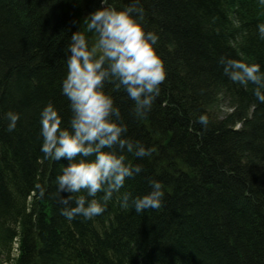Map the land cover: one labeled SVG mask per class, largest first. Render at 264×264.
I'll return each instance as SVG.
<instances>
[{"label": "trees", "instance_id": "1", "mask_svg": "<svg viewBox=\"0 0 264 264\" xmlns=\"http://www.w3.org/2000/svg\"><path fill=\"white\" fill-rule=\"evenodd\" d=\"M128 2L110 0L118 9ZM141 4L145 29L158 34L166 77L144 118L133 115L122 90L112 91L128 135L156 148L151 157L128 154L142 171L121 191L142 195L149 179L159 180L161 207L136 213L114 196L102 214L69 220L55 194L67 161L42 159L39 114L51 100L67 122L64 49L102 5L0 0V264H264V103L254 85L232 82L217 62L226 55L264 71L256 27L264 22V0ZM224 101L229 112L220 116ZM8 110L19 113L13 131Z\"/></svg>", "mask_w": 264, "mask_h": 264}, {"label": "clouds", "instance_id": "2", "mask_svg": "<svg viewBox=\"0 0 264 264\" xmlns=\"http://www.w3.org/2000/svg\"><path fill=\"white\" fill-rule=\"evenodd\" d=\"M99 3L102 7L84 18L83 30L73 32L64 49L60 91L68 101L67 122L51 100L39 114L42 159L67 161L55 176V194L62 205L60 214L69 220L102 214L114 196L121 208L136 213L161 207L164 196L162 182L156 179L148 180L150 190L142 195L121 191L127 179L142 171L128 154L151 157L156 148L128 135V124L112 95L122 90L133 102L135 117L148 115L166 77L155 49L158 34L145 29L141 0H129L122 9L110 0ZM256 27L264 38V22ZM217 62L232 82L254 85V97L264 103V71L258 63L226 55ZM3 115L7 130H15L19 113L8 110ZM198 121L206 125L207 116L201 114Z\"/></svg>", "mask_w": 264, "mask_h": 264}, {"label": "rangeland", "instance_id": "3", "mask_svg": "<svg viewBox=\"0 0 264 264\" xmlns=\"http://www.w3.org/2000/svg\"><path fill=\"white\" fill-rule=\"evenodd\" d=\"M227 104L228 103L226 101H224L219 106L220 107V111H219L220 116H224L227 112H229V109L227 108Z\"/></svg>", "mask_w": 264, "mask_h": 264}, {"label": "bare ground", "instance_id": "4", "mask_svg": "<svg viewBox=\"0 0 264 264\" xmlns=\"http://www.w3.org/2000/svg\"><path fill=\"white\" fill-rule=\"evenodd\" d=\"M22 235V232L19 234V238L18 237H16V239L14 240V242H13V244H12V253L13 254H15V250H16V247H17V245H18V242L17 241H19L20 242V236ZM18 249H19V247H18ZM16 256H18V254L16 255ZM31 259H33V256L30 258V260Z\"/></svg>", "mask_w": 264, "mask_h": 264}]
</instances>
